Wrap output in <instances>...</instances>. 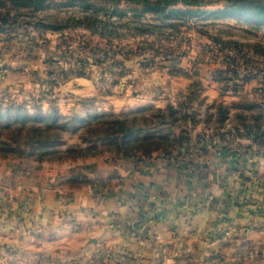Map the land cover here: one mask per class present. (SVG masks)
<instances>
[{
	"label": "rangeland",
	"instance_id": "obj_1",
	"mask_svg": "<svg viewBox=\"0 0 264 264\" xmlns=\"http://www.w3.org/2000/svg\"><path fill=\"white\" fill-rule=\"evenodd\" d=\"M67 1L44 0L34 8L0 0V140L11 139L2 130L5 122L22 115L57 114L67 123L76 120L79 127L104 114L138 110H148L150 119L149 109L172 106L186 117L170 128L186 132L189 142L158 154L184 160L191 142L264 152V21L253 10L233 11L232 0H199L173 7L193 13L133 17L85 12ZM79 79L92 85L90 92L81 91ZM138 125L149 132L166 129L156 120ZM197 127L203 133L192 141ZM86 136L71 125L60 134L66 144L62 149L77 145L81 155L65 152L41 161L8 155L0 160L71 170L62 182L81 188L94 181L86 174L89 165L80 160L122 157L105 142L87 144ZM21 137V145H27L26 136Z\"/></svg>",
	"mask_w": 264,
	"mask_h": 264
},
{
	"label": "crops",
	"instance_id": "obj_2",
	"mask_svg": "<svg viewBox=\"0 0 264 264\" xmlns=\"http://www.w3.org/2000/svg\"><path fill=\"white\" fill-rule=\"evenodd\" d=\"M79 162L94 183L70 188L71 170L0 160V264H264V152Z\"/></svg>",
	"mask_w": 264,
	"mask_h": 264
},
{
	"label": "trees",
	"instance_id": "obj_3",
	"mask_svg": "<svg viewBox=\"0 0 264 264\" xmlns=\"http://www.w3.org/2000/svg\"><path fill=\"white\" fill-rule=\"evenodd\" d=\"M11 3L18 7L37 8L44 0H10ZM107 5L102 7L96 5L93 0H68L70 7H79L85 12L112 14H129L133 17L151 15L155 18H165L171 14L193 13L192 9H175L173 7L182 5L190 7L197 5L199 0H104ZM125 3L128 8H121L120 4ZM234 7L231 10L241 8L253 10L255 17L264 21V4L251 1L248 5L242 4L241 1L232 0ZM148 110L133 111L130 114L113 115L104 114L96 118V121L83 122L79 127H75L76 120L71 122L64 121V117L53 114L47 118L22 115L15 120H7L2 130H6L11 135V139L0 140V156L17 155L28 156L35 160L41 161L53 156H61L67 153H77L81 155L80 146H67L64 141L60 140V134L66 131V126L71 125L74 132H85L87 136L83 139L87 144L95 141H102L112 147L117 155L122 157L142 156L144 158L152 156L154 153H169L175 146L183 142H189L187 133L180 131L174 133L171 126L178 121L184 120L185 113L180 109L168 106L165 109H149L150 119L147 114ZM156 120L160 127L166 126L165 130L157 129L153 132L144 130L140 123ZM248 132H251L249 129ZM257 134V133H256ZM26 136L24 146L21 145V136ZM58 140L55 144L54 140ZM53 140V141H51ZM28 146V147H27ZM95 151L94 149L89 150Z\"/></svg>",
	"mask_w": 264,
	"mask_h": 264
}]
</instances>
